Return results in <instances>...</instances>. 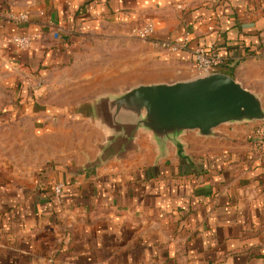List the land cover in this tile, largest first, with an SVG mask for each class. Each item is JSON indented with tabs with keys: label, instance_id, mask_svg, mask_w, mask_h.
Listing matches in <instances>:
<instances>
[{
	"label": "crops",
	"instance_id": "1",
	"mask_svg": "<svg viewBox=\"0 0 264 264\" xmlns=\"http://www.w3.org/2000/svg\"><path fill=\"white\" fill-rule=\"evenodd\" d=\"M18 13L26 23L7 21ZM147 20L154 40L189 34L179 53L144 42L176 82L194 78L197 46L234 57L250 46L232 78L264 108V0H0V98L10 101L0 115H13L14 85L29 73L75 65L84 39H123ZM29 34L39 39L27 50L7 44ZM91 105L55 111L75 121L56 124L47 146L38 122L13 117L0 128L6 149L16 145L13 131L21 141L19 162L13 151L0 155V264H264V156L253 134L264 121L221 125L212 137L185 132L164 152L139 130L121 149L106 145Z\"/></svg>",
	"mask_w": 264,
	"mask_h": 264
},
{
	"label": "rangeland",
	"instance_id": "2",
	"mask_svg": "<svg viewBox=\"0 0 264 264\" xmlns=\"http://www.w3.org/2000/svg\"><path fill=\"white\" fill-rule=\"evenodd\" d=\"M131 34V32L124 33L123 39L114 36L108 39L86 38L75 51L77 62L75 65L73 63L70 66L67 65L61 69L62 72L51 68L36 75L29 73L26 79L14 85L13 115L10 113L0 115V128L10 122L13 117V123L36 124L38 122L41 127H45L36 129L34 132L44 134L43 140L47 146L49 144L47 139L52 137V129L56 124L75 121L70 117L65 118L64 115L56 117L55 111L59 109L89 106L100 97L118 96L139 85L157 84L161 80H166L163 83L167 84L176 82L169 75L174 71L172 65L161 63L153 57L144 42ZM239 69L240 65H237L234 71ZM234 76L233 72V78ZM9 102L8 97L2 96L0 107L8 106ZM23 108L25 113L21 115ZM21 132L29 133L30 131L21 130ZM19 133L20 131L17 133L13 131L14 141H16V145L13 144V150L11 146H7L6 149L2 143L0 155L4 154V150L13 151L19 162L21 141L15 140L16 134ZM40 138H42L41 135ZM30 145L33 144L30 143Z\"/></svg>",
	"mask_w": 264,
	"mask_h": 264
},
{
	"label": "water",
	"instance_id": "3",
	"mask_svg": "<svg viewBox=\"0 0 264 264\" xmlns=\"http://www.w3.org/2000/svg\"><path fill=\"white\" fill-rule=\"evenodd\" d=\"M89 112L108 131L106 145L127 149L141 130L160 152L185 132L212 137L221 125L264 121L261 99L224 73L139 85L98 98Z\"/></svg>",
	"mask_w": 264,
	"mask_h": 264
},
{
	"label": "built area",
	"instance_id": "4",
	"mask_svg": "<svg viewBox=\"0 0 264 264\" xmlns=\"http://www.w3.org/2000/svg\"><path fill=\"white\" fill-rule=\"evenodd\" d=\"M7 21L15 25H21L27 22L28 13L8 14ZM211 30V28H209ZM132 35L150 44L154 49H162L169 53H179L186 51L189 47V34L184 33L180 37H176L171 41H157L153 39L154 27L152 23L147 20L142 25L132 29ZM39 39L37 34L29 35H14L7 39V44L14 49L23 51L32 47V45ZM191 69L190 73L193 77L204 76L214 73H222V65L228 61L233 60L239 65L243 56H232V53H220L213 44L208 46H197L191 50L190 53ZM255 143L254 148L259 156H264V124L259 125L254 130ZM64 183H55L52 187V205L53 207H60L64 200Z\"/></svg>",
	"mask_w": 264,
	"mask_h": 264
},
{
	"label": "trees",
	"instance_id": "5",
	"mask_svg": "<svg viewBox=\"0 0 264 264\" xmlns=\"http://www.w3.org/2000/svg\"><path fill=\"white\" fill-rule=\"evenodd\" d=\"M249 47L250 46H245V45H241L240 44L239 46H237L235 51H237V54H239L240 56H248V55L254 54V52H251L249 50ZM258 50L259 51L262 50V47H259ZM217 51H218V49H217ZM218 52H220V51H218ZM222 52H224V51H221L220 53H222ZM224 53H226V52H224ZM231 63H232V65H231ZM237 64L238 63L234 62L233 60H232V62H231V60L230 61H226L221 67L222 73L232 77L234 69L237 66Z\"/></svg>",
	"mask_w": 264,
	"mask_h": 264
}]
</instances>
